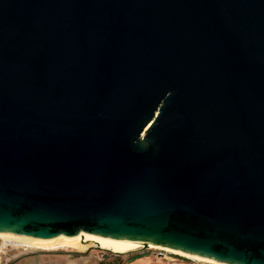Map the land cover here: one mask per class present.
Returning a JSON list of instances; mask_svg holds the SVG:
<instances>
[{"label":"water","instance_id":"obj_1","mask_svg":"<svg viewBox=\"0 0 264 264\" xmlns=\"http://www.w3.org/2000/svg\"><path fill=\"white\" fill-rule=\"evenodd\" d=\"M0 233L264 264V0H0Z\"/></svg>","mask_w":264,"mask_h":264},{"label":"bare ground","instance_id":"obj_2","mask_svg":"<svg viewBox=\"0 0 264 264\" xmlns=\"http://www.w3.org/2000/svg\"><path fill=\"white\" fill-rule=\"evenodd\" d=\"M0 240L2 241V249L5 247L14 249L25 247L31 250L36 249L39 251L74 250L78 252H86L92 248H97L113 254H129L143 249H151L179 255L197 263L223 264L209 258L190 255L188 253L170 249L154 243L110 242L108 238L86 233H81L74 237L59 235L53 238H35L13 233H0Z\"/></svg>","mask_w":264,"mask_h":264},{"label":"crops","instance_id":"obj_3","mask_svg":"<svg viewBox=\"0 0 264 264\" xmlns=\"http://www.w3.org/2000/svg\"><path fill=\"white\" fill-rule=\"evenodd\" d=\"M80 253H68L61 251H23L7 258L5 264H100L101 260L94 257L79 255ZM138 259L127 264H152L155 260L162 261L152 256L136 255ZM195 262V261H194ZM197 263V262H196Z\"/></svg>","mask_w":264,"mask_h":264},{"label":"rangeland","instance_id":"obj_4","mask_svg":"<svg viewBox=\"0 0 264 264\" xmlns=\"http://www.w3.org/2000/svg\"><path fill=\"white\" fill-rule=\"evenodd\" d=\"M2 244V241L0 240V245ZM9 250V249H8ZM16 250L15 254L16 253H21L25 250H23V248H18V249H14ZM26 251H39V250H36V249H28ZM153 251L155 250H151V249H143L141 251H136V252H133V253H129V254H124V255H131V256H136V255H145V256H152V257H155L153 255ZM61 252H68V253H80L79 255H84L86 257H94L95 259L97 260H101V262H110L112 261L114 258H115V255L116 254H113V253H110L108 251H103V250H100V249H97V248H92L86 252H78V251H74V250H64V251H61ZM8 251L6 252L5 256L3 255L2 258L0 259V264H5V261H6V255H8ZM11 255L8 256V258H10ZM192 261V260H191ZM193 264H207V263H196V262H191ZM152 264H161V263H157V261H153ZM165 264V263H163Z\"/></svg>","mask_w":264,"mask_h":264},{"label":"built area","instance_id":"obj_5","mask_svg":"<svg viewBox=\"0 0 264 264\" xmlns=\"http://www.w3.org/2000/svg\"><path fill=\"white\" fill-rule=\"evenodd\" d=\"M1 247H2V244L0 245V259L2 258L3 255L5 256L7 251L12 249L10 247H5L2 249ZM21 248H23V250L25 251L27 250V248L25 247H21ZM153 255L165 264H193L191 263L193 261L187 258L181 257L179 255L171 254L165 251L155 250L153 251Z\"/></svg>","mask_w":264,"mask_h":264},{"label":"trees","instance_id":"obj_6","mask_svg":"<svg viewBox=\"0 0 264 264\" xmlns=\"http://www.w3.org/2000/svg\"><path fill=\"white\" fill-rule=\"evenodd\" d=\"M139 256H131V255H124V254H116L115 258L112 261L108 262H101L100 264H127L130 263L136 259H138Z\"/></svg>","mask_w":264,"mask_h":264},{"label":"flooded vegetation","instance_id":"obj_7","mask_svg":"<svg viewBox=\"0 0 264 264\" xmlns=\"http://www.w3.org/2000/svg\"><path fill=\"white\" fill-rule=\"evenodd\" d=\"M8 252H9V253H8V255H6V258H8L9 255H11V256L14 255L15 252H16V250H14V248H12V249H10Z\"/></svg>","mask_w":264,"mask_h":264}]
</instances>
